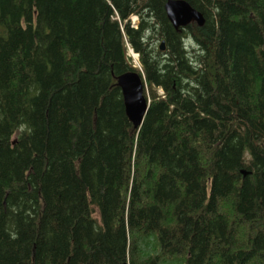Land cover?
Returning a JSON list of instances; mask_svg holds the SVG:
<instances>
[{"label": "trees", "instance_id": "obj_1", "mask_svg": "<svg viewBox=\"0 0 264 264\" xmlns=\"http://www.w3.org/2000/svg\"><path fill=\"white\" fill-rule=\"evenodd\" d=\"M184 1L0 0V264H264V0Z\"/></svg>", "mask_w": 264, "mask_h": 264}, {"label": "water", "instance_id": "obj_2", "mask_svg": "<svg viewBox=\"0 0 264 264\" xmlns=\"http://www.w3.org/2000/svg\"><path fill=\"white\" fill-rule=\"evenodd\" d=\"M165 12L175 30L184 28L192 22L197 26L204 24L202 14L184 0H167ZM164 49L163 41L159 45V50L164 51ZM116 85L121 91L124 110L129 121L135 129L139 128L148 109V100L144 94L145 86L141 77L135 72L128 71L116 78Z\"/></svg>", "mask_w": 264, "mask_h": 264}, {"label": "rangeland", "instance_id": "obj_3", "mask_svg": "<svg viewBox=\"0 0 264 264\" xmlns=\"http://www.w3.org/2000/svg\"><path fill=\"white\" fill-rule=\"evenodd\" d=\"M132 18H130V21H131V24L133 23V21L135 22V24L137 23V19H136V16H131ZM192 23H194V22H192ZM134 59V58H133ZM132 63H133V66L135 67V68H138V69H140V65H139V62L138 61H136V58L134 59V61L132 60ZM157 93L159 94V95H161L162 94V92H161V90H158L157 91Z\"/></svg>", "mask_w": 264, "mask_h": 264}, {"label": "built area", "instance_id": "obj_4", "mask_svg": "<svg viewBox=\"0 0 264 264\" xmlns=\"http://www.w3.org/2000/svg\"><path fill=\"white\" fill-rule=\"evenodd\" d=\"M129 52L132 54V51L131 50Z\"/></svg>", "mask_w": 264, "mask_h": 264}]
</instances>
